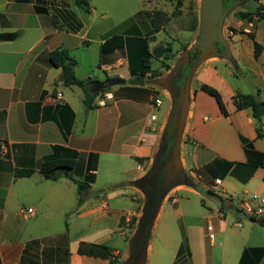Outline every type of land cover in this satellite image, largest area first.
I'll list each match as a JSON object with an SVG mask.
<instances>
[{
	"label": "crops",
	"instance_id": "crops-1",
	"mask_svg": "<svg viewBox=\"0 0 264 264\" xmlns=\"http://www.w3.org/2000/svg\"><path fill=\"white\" fill-rule=\"evenodd\" d=\"M151 1L89 0L87 13L73 0H0V264H108L79 255L81 243L107 247L116 264H132L131 221L140 210L141 195L145 199L142 188H149L145 176L159 152L172 107L170 94L155 81L170 73L163 63L171 67L178 57L171 49L169 60L151 59L150 70L160 74L154 79L130 75L128 57L135 56L137 71L134 64L143 40L152 52L167 45L159 44L158 37L168 25L176 32L178 19L172 13L178 0H166L173 8L169 10L152 7ZM233 1L231 8L230 1L224 6L230 9L221 25L229 56L198 64L189 83L178 149L186 182L165 194L150 228L164 214L173 220L182 217L180 192L200 197L207 208L196 191L201 186L215 203L209 209L215 214L201 215V224L190 226L186 234L190 259L200 264H206L213 229L226 233L228 208L234 209V227H246L236 244V264H264V226L248 221L240 208L246 204L259 210L253 217L264 218V117L256 124L249 110H236L231 100L236 93L258 92L257 99L264 102V20L254 15L264 0H255L251 7L248 0ZM182 19L180 13V24ZM186 31L190 38L180 45V55L198 38V26ZM253 41L261 47L256 58ZM59 49H66L75 61L76 78L90 82V93L96 82L109 78L124 84L98 93L93 109H86L82 90L63 86L60 68L49 61V54ZM136 78L143 84L132 85ZM203 84L218 91L227 116L200 90ZM152 97L161 100L160 107H153ZM56 106H67L74 115L66 139L53 117L64 125L69 112L62 108L57 114ZM256 127L263 133L260 138ZM65 150L77 153L71 173L75 180H83L91 166L93 181L81 194L68 178L52 181L37 172L42 160L54 151L63 156ZM233 164L256 168L241 183L230 174ZM26 169L34 171L15 177L16 170ZM252 234L257 238L251 239ZM146 256L147 239L143 264Z\"/></svg>",
	"mask_w": 264,
	"mask_h": 264
},
{
	"label": "trees",
	"instance_id": "trees-1",
	"mask_svg": "<svg viewBox=\"0 0 264 264\" xmlns=\"http://www.w3.org/2000/svg\"><path fill=\"white\" fill-rule=\"evenodd\" d=\"M73 3L76 7L82 9L85 12H89L90 6H89V0H73ZM228 0H224V6L228 5ZM180 5V1H177L176 6ZM254 15L259 19V20H264V7L260 6L257 7V9L254 12ZM195 27V24H194ZM251 39H253L252 36H250ZM253 49H254V57H258L261 47L258 45L256 42L253 41ZM139 57H136V65L138 70L135 71L133 70V57L132 55H129L128 60L130 64V75L133 77H141L144 78L146 75L149 74V77L152 79L160 76V74L157 71H151L150 70V60L151 59H158L160 57H163L164 59H170L172 57L171 55V47L169 44L166 46H157L152 50V52H149L147 50V45L145 41H142V45L139 48ZM49 61L52 66L60 68L61 73H60V79L59 81L61 84L65 87L69 86H77L79 87L82 92H83V104L86 109L91 110L93 109V99L94 97L103 91H100L98 93H90L87 88V84L90 82H85L83 80H79L76 78L74 75V66H75V61L69 56L68 51L66 49H59L56 50L52 53L49 54ZM163 63V62H162ZM163 67L165 69H169L168 65H164ZM185 74L187 75V69L184 70ZM200 90L211 97H213L218 105V108L223 116H227L226 110L224 108V104L222 103L220 94L218 93L217 90L214 88L207 86V85H201ZM258 92L255 95L251 94H240L236 93L232 98V104L236 110H243L247 109L250 111L252 119L256 122L261 121V119L264 117V102L259 101L257 99ZM65 109L69 112V118L66 121V124L63 125V122L59 121L58 117L55 116L54 121L55 123L59 126L62 136L64 139L68 137V135L71 132V125L73 121V113L67 106H56V113L59 114L60 109ZM256 134L257 137L260 138L263 136L262 131L260 130L259 127H256ZM173 142V138H170L168 141V147L171 145ZM243 143L245 144L246 150L250 148V143H247L245 140H243ZM141 161V160H138ZM77 163V153L74 151L70 150H65L63 156L57 155V153L54 151V154L51 156L47 157L46 159L42 160L39 165L37 166V172L44 177L45 179L55 181L59 178L66 177L69 180H71L75 185H76V190L78 194H81L83 191L87 190L90 187V184L93 181V176L89 173L91 170V166L88 164L86 172L87 174L81 181L75 180L71 173L73 169L75 168ZM232 165H229V168ZM256 168V165L252 164H233V167L230 171V174L235 177L238 181L241 183H245L252 175L254 169ZM33 169H26V170H16L15 171V177L21 178V177H28L33 173ZM80 201V200H78ZM222 206L219 208V211L222 212ZM237 213H240L239 210H237ZM248 221L258 223L261 226H264V218L261 220L256 219L253 216H248L246 218ZM146 243V242H145ZM251 251V250H247ZM77 253L79 255H86V256H91V257H96V258H101L104 260H108V264H116V260L113 259L112 254L110 253L109 249L104 246L100 245H93V244H84L81 243L78 246ZM245 254V253H244ZM185 256V259H184ZM186 257L190 258V252L188 249V242L187 238L183 237L182 243L180 245L177 258H180V264L182 261L186 263ZM239 264H242V261L240 260Z\"/></svg>",
	"mask_w": 264,
	"mask_h": 264
},
{
	"label": "water",
	"instance_id": "water-1",
	"mask_svg": "<svg viewBox=\"0 0 264 264\" xmlns=\"http://www.w3.org/2000/svg\"><path fill=\"white\" fill-rule=\"evenodd\" d=\"M230 8L234 5L233 0ZM230 8H225L223 0H201L198 20V38L196 42L182 54V60L165 77L155 81L170 94L172 107L168 122L164 128L162 141L158 154L155 156L152 166L145 176V183L151 185L156 177H162L160 181V192L155 197L151 191L142 188L145 194V204L142 209V218L139 229L132 242L135 251L132 253L133 264H143L146 254V239L150 232L157 210L165 194L178 184H184L186 177L181 169L178 157V149L181 132L186 115L188 103V87L195 68L204 60L214 57H228V48L222 38V21ZM195 58L190 60L191 56ZM180 67L181 78L184 76L183 69L187 68L182 85L172 82L177 69ZM124 84L120 78H109L102 82H96L94 93L106 90L113 86ZM132 85H142L143 80L136 78L131 81ZM174 136L170 148L168 141ZM161 173H163L161 175Z\"/></svg>",
	"mask_w": 264,
	"mask_h": 264
},
{
	"label": "rangeland",
	"instance_id": "rangeland-1",
	"mask_svg": "<svg viewBox=\"0 0 264 264\" xmlns=\"http://www.w3.org/2000/svg\"><path fill=\"white\" fill-rule=\"evenodd\" d=\"M248 2L250 7L256 3L255 0H248ZM151 5L152 7H156L157 9H173L170 7V3H168L166 0H153L151 1ZM200 6L201 0H183L182 11L180 12V9L178 10V8H180L179 5L178 7H175V9L173 10L174 12L172 13V17L178 19V22L174 24L176 32L171 31L172 24H170L168 25L165 32L159 35L158 43L162 45L170 44L172 53L178 56L176 62L174 61L175 63L171 64L169 70L167 69L166 71L171 72L173 68L182 60V55H180V52L178 51H180V45L185 43L186 41L188 42V39L190 38V32L186 31V29L196 31L199 20ZM248 9L250 8H247L246 10ZM180 13L181 15H183L181 24ZM182 28L183 30H180ZM168 74H165V76H167ZM185 75L186 74H184V76ZM64 91L66 90L64 89ZM148 190L150 189L148 188ZM196 191L206 202L207 208L202 206V200L200 197L194 196L191 193L180 192L182 217L180 216L179 220H173L172 217H165L164 214L160 221L156 223V226L152 228L151 232H149L147 236V256L145 264H180V258H176L183 237L187 238L186 234L187 231H189V227L200 225L201 223L199 221V217L201 215H209L210 213L215 214L214 212L209 211L210 208H215V203L211 201L206 191L202 189L201 186H198L196 188ZM181 197H184V199H181ZM233 198V207L236 208L237 196L233 195ZM145 201L146 199H144L141 195V198L139 199L140 210L138 211V215L131 221L129 232V234H131V238L129 239L130 251H132L133 249L132 242L139 229L140 220L142 218V209L144 207ZM133 206L134 208L137 207V205L135 204H133ZM225 213L226 222L228 223L227 231L223 234L221 232H218L217 228L213 229V245H211V247H208V243L206 241V245L208 247L206 254V264H236V244L239 240L242 239L241 234H243L246 228L244 227L246 222L242 223L244 228L234 227V209L228 208L225 210ZM244 221L246 220L244 219ZM227 235L229 236L227 237ZM256 238L257 237L252 234L251 239ZM181 263L200 264L197 260L191 261V259L188 257H186V263H184L183 261Z\"/></svg>",
	"mask_w": 264,
	"mask_h": 264
},
{
	"label": "flooded vegetation",
	"instance_id": "flooded-vegetation-1",
	"mask_svg": "<svg viewBox=\"0 0 264 264\" xmlns=\"http://www.w3.org/2000/svg\"><path fill=\"white\" fill-rule=\"evenodd\" d=\"M223 3H224V0H223ZM195 56L192 55L190 60L194 59ZM187 69L186 67L183 69V72H185L184 70ZM185 74V73H184ZM183 81H184V76L181 78V75H180V67L177 69L176 71V75L174 78H172V82L177 84V85H182L183 84ZM174 139V136L172 137ZM162 177H156L153 181V183L151 185H149V189L150 191L152 192V195L155 197L156 195L159 194L160 192V181H161Z\"/></svg>",
	"mask_w": 264,
	"mask_h": 264
},
{
	"label": "built area",
	"instance_id": "built-area-1",
	"mask_svg": "<svg viewBox=\"0 0 264 264\" xmlns=\"http://www.w3.org/2000/svg\"><path fill=\"white\" fill-rule=\"evenodd\" d=\"M104 98L109 99L107 96H105ZM56 100H60L61 99V95L57 94L55 97ZM152 105L154 108H158L161 105V100L159 98H155L152 97ZM154 116L151 117V120H154ZM216 185H219V182H216ZM264 201L261 202V204H263ZM241 210L243 211L244 214L248 215V216H255L257 215V213L259 212V210L254 211V209L246 206V204H241ZM28 212H31V210H28Z\"/></svg>",
	"mask_w": 264,
	"mask_h": 264
}]
</instances>
